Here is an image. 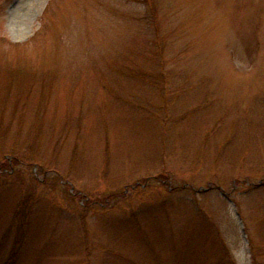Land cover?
I'll use <instances>...</instances> for the list:
<instances>
[{"label": "rangeland", "instance_id": "374dc122", "mask_svg": "<svg viewBox=\"0 0 264 264\" xmlns=\"http://www.w3.org/2000/svg\"><path fill=\"white\" fill-rule=\"evenodd\" d=\"M0 264H264V0H0Z\"/></svg>", "mask_w": 264, "mask_h": 264}, {"label": "trees", "instance_id": "16d2710c", "mask_svg": "<svg viewBox=\"0 0 264 264\" xmlns=\"http://www.w3.org/2000/svg\"><path fill=\"white\" fill-rule=\"evenodd\" d=\"M8 159H10V162H14L15 160L18 159V157L15 156L14 154L13 155L9 154L8 156L5 155L4 160L7 162L8 167L5 169L4 167L0 166V174L10 173L11 164L8 163Z\"/></svg>", "mask_w": 264, "mask_h": 264}]
</instances>
